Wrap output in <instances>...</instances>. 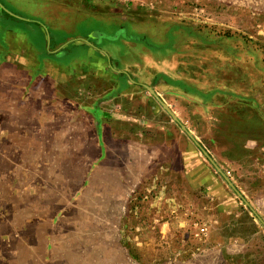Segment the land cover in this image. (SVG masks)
Here are the masks:
<instances>
[{
	"label": "rangeland",
	"instance_id": "obj_1",
	"mask_svg": "<svg viewBox=\"0 0 264 264\" xmlns=\"http://www.w3.org/2000/svg\"><path fill=\"white\" fill-rule=\"evenodd\" d=\"M0 3V264H264V0Z\"/></svg>",
	"mask_w": 264,
	"mask_h": 264
},
{
	"label": "water",
	"instance_id": "obj_2",
	"mask_svg": "<svg viewBox=\"0 0 264 264\" xmlns=\"http://www.w3.org/2000/svg\"><path fill=\"white\" fill-rule=\"evenodd\" d=\"M0 8L6 11L9 14H12L9 12L1 3H0ZM143 86L148 89L153 97L158 101V103L162 106V108L171 116V118L179 123L177 117L175 114L169 109V107L156 95V93L153 91V89L148 86L144 85ZM180 128L187 134V136L192 139V141L195 143V145L200 149V151L203 153V155L210 161V163L214 166V168L218 171V173L223 177V179L226 181V183L229 185V187L236 193V195L244 201V203L255 213V211L252 209L250 204L244 199L242 194L236 189L235 185L232 183V181L229 179V177L222 171V169L214 162L212 157L208 154V152L201 146V144L196 141V139L192 136V134L186 129V127L183 124H180ZM258 219L264 224L263 220L257 216Z\"/></svg>",
	"mask_w": 264,
	"mask_h": 264
}]
</instances>
